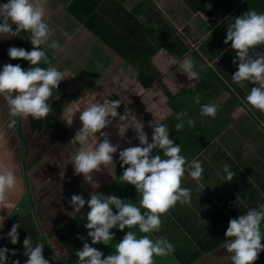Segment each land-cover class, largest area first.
I'll return each mask as SVG.
<instances>
[{
  "label": "crops",
  "instance_id": "obj_1",
  "mask_svg": "<svg viewBox=\"0 0 264 264\" xmlns=\"http://www.w3.org/2000/svg\"><path fill=\"white\" fill-rule=\"evenodd\" d=\"M261 1L58 0L54 6L46 9L44 19L53 32L49 43L52 40L58 41L62 50H53L48 48L47 45H42L41 48L47 52L50 63L58 70L65 72L68 77L60 82L61 90L59 92L58 89L53 90L55 96L51 97L56 102L55 108L57 115L60 117L58 128L61 132V139L48 138L45 147L49 149L42 159L44 163L49 165L45 176L49 178L54 173L52 169L60 161L49 159L52 153L63 158V161L61 158L59 166L62 167L61 171L68 173L69 179L63 183L64 185L58 187V195L62 198L60 194L62 187L63 189H66V187L69 189L67 192L70 197L67 203L72 213L76 212L69 203L73 194L82 195L85 193L83 196L86 194L91 195L93 191H97L99 188H103V191L107 190L106 194H110L108 193L109 189L117 191L112 192V194L120 193V189H125L121 192L130 201L135 196L140 198L138 191L133 192V187L120 179L124 168L127 166L121 167L122 162L119 160V151L130 146H140V142L136 139V133L132 128L125 134L124 139L117 135L118 129L114 126L103 130L110 134L112 143H119L120 148L114 154V160L111 164L102 165L100 171H94L92 178L99 184L98 188L93 189L92 184L85 180L83 174H75L71 161L82 145L71 141L74 139L76 132L82 128V122L79 119L80 112L85 104L97 100L102 102V99H120L122 104L117 111L123 115L126 110L137 118L136 123H143L144 130L148 134L149 143L152 142L153 133L149 121H155L156 115L157 120L168 127L169 136L174 143H181V155L186 157L188 165L194 159L202 162L204 172L199 182L193 180L187 172L182 181V187L191 190L192 199L201 200L202 202L212 201L224 210V204L231 206V195H235L240 199L242 194H248L247 182L243 178H247V181L250 178L254 179L253 186L260 194L264 195V112L253 108L246 100L251 87L257 85L249 81L245 82V87L241 88L232 80L231 76L238 70V61L236 64L233 63L236 50L232 49L231 42L224 43L228 24L234 23L236 16L248 11L249 4L254 3L257 5ZM7 2L8 0H0V4ZM209 4H211V8L208 7ZM195 6L197 7L196 10L194 9ZM198 18L201 19L199 26L195 23ZM86 21L89 22L88 26H86ZM219 21H221V24L218 27L221 28L216 31L218 32L216 44L219 45H216V48L206 46L205 38L218 25ZM13 28L15 30L16 25H13ZM23 34V38L15 36L16 47H19L18 44L21 39L30 42L29 34L27 32ZM164 38H166V44L161 47L158 46ZM32 48L33 45H28L26 50L31 51ZM210 48L215 49L220 54L212 56ZM257 51L264 52V46L259 47ZM186 57H190L194 61L195 67L198 69L197 72L201 77L215 78L213 85L220 82L227 92L233 96V104L232 99H228L222 92L217 93L213 98L214 100H210L212 98L205 100L207 103H195L194 98L197 96L195 82L201 78L190 81L185 73L180 72V64ZM21 59L18 58L16 64L21 65L23 61ZM201 65H204L203 69H201ZM208 65H211V67ZM39 66L46 68L48 65L41 62ZM225 76H230V81ZM78 99H83L85 102L73 109L72 113L63 111V101H76ZM200 100L204 101L203 98ZM140 103L141 105H139ZM171 103L174 105H171ZM204 104H216L222 105V107L219 106L216 117L212 118L200 114L201 106ZM181 110L188 113V116L183 118L184 128L195 131L196 138H199L196 120L195 126L190 127L187 124V119L189 117L195 119L198 116L207 117L201 121L204 124L203 129L207 131L203 132V138H206V141L201 146L195 145V148L193 147L190 151L184 149L185 144L182 138L184 128L179 132L175 129V125L180 122L176 120L175 114ZM66 115L71 117L68 118ZM72 118L73 123L69 126L67 119ZM116 123H119L118 118L113 121L114 125ZM14 127L16 128V124L10 127L9 130L4 127L3 130L8 132L10 139L7 140L4 136L5 140L1 139L0 142V161L8 166L6 155L9 154L12 148L18 147L21 143L14 136L16 132ZM98 140H103L99 133L96 140H89V144H94ZM128 140H131L130 144ZM216 145L221 146L228 153L226 160L225 157H218L214 153ZM232 146L236 148V152L230 150ZM83 147H87V145ZM4 149H7L6 154H2ZM39 153L37 152V154ZM152 154H161L164 158L159 149H154ZM251 159L256 160L258 163L251 167V171H248L247 167L252 164ZM222 160H225V162L232 160L228 163L231 170L233 169L231 163L238 166L237 179L235 178L237 184H233L235 180H225L224 166L220 170L217 167ZM12 163L16 164L14 160H12ZM12 168L14 171L15 166L12 165ZM35 171L37 169H34L29 178L25 175L22 177L14 171L18 178V191L11 197L10 216L7 208L0 210V215L6 218L3 227L0 228V237H2L0 238V249L7 247L10 250L7 253L9 264H14L13 258L24 259L20 261V264L23 261L26 262L27 257L24 255L23 241L27 236L31 237L32 243L36 241L33 234H28L22 229L23 219L29 220L31 225H35L31 218L32 214L25 216L28 211L34 213V210H32L33 205L29 204L31 192L29 184H33L39 178ZM252 173L255 177L251 175ZM242 174L245 177L242 178ZM24 195H28L26 200H28L27 203L31 208H24L26 203L21 202V197H24ZM255 202H260L259 205L264 204L261 196H257ZM135 204L139 207V203ZM21 205H23V212H21ZM18 209L21 213L18 212ZM162 221L164 220L162 219ZM15 223H19L21 226L18 228L19 242L12 244L7 233L11 231L12 225ZM164 225L161 227L169 226L165 222ZM136 227L138 228V226ZM136 227L130 230L137 235V238H140L142 235L139 234ZM127 231L129 229L126 230V233ZM144 235H149L153 240L161 237L155 233ZM37 244L40 243L36 242L35 246ZM12 249L16 250L15 255H12ZM221 251H226L228 254L227 249L223 246L209 253L207 258L228 260L231 255L222 254ZM52 258L54 257L52 256ZM54 260L56 259L54 258ZM52 264L63 263L56 260Z\"/></svg>",
  "mask_w": 264,
  "mask_h": 264
},
{
  "label": "clouds",
  "instance_id": "obj_2",
  "mask_svg": "<svg viewBox=\"0 0 264 264\" xmlns=\"http://www.w3.org/2000/svg\"><path fill=\"white\" fill-rule=\"evenodd\" d=\"M208 7L211 8V4ZM45 15L42 0H8L7 3L0 4V19L3 21L0 23V36H21V33L27 32L33 45L31 51L22 47L8 49L10 58H22L30 62L31 66L27 70L19 64L8 63L0 71V97H3L7 104L9 127L15 125L16 118L26 119L29 116L37 120L46 118L53 110L48 102L53 90L58 89L60 82L68 77L65 72L50 63L47 52L41 48L42 45H47L53 50H62L58 41L52 40L49 43L53 32L44 19ZM13 25H16L15 30ZM229 42L232 49L236 50L233 63L236 64L238 61V70L231 76L232 80L241 88L249 81L257 85L251 87L246 100L253 108L264 112V52L257 51L259 47L264 46V14H259L253 9L237 16L234 23L227 26L224 43ZM41 62L48 66L40 67ZM200 67L203 69L204 65ZM194 68L195 63L190 57H186L180 64V72L185 73L190 81L200 78L199 72ZM194 100L195 103H200L198 94ZM121 104L120 99H102V102L97 100L83 106L79 116L82 128L71 141L78 142L82 147L76 152L71 163L76 175L83 174L93 189L98 188L99 184L92 178L94 171H100L102 165L111 164L114 154L120 148L119 143H112L110 134L103 130L114 126L118 129L117 135L124 139L125 134L132 128L140 146H130L119 151L121 167L127 166L120 179L135 186L140 196L139 207L132 201L122 200L114 194L105 195L93 191L87 200L83 195L73 194L69 203L75 211L80 212L85 204L90 208V211H87L85 227L89 230L87 235L91 237V244L85 237H78L85 241L83 247L75 253L79 264H155V257H167L172 254L175 251L174 246L166 237L153 240L149 235H144L137 238L130 229L138 226L140 232L145 234L159 232L163 215L177 203L191 204V190L182 187L185 173L187 172L197 182L203 176L202 162L194 159L188 165L186 157L181 155L180 144L174 143L169 136L168 127L160 123L156 115L155 121H149V126L153 129L152 142L149 143L143 123H136L137 118L126 110L123 115L117 111ZM218 108L219 105L216 104H204L201 106L200 114L215 118ZM175 116L176 120L180 121L175 125L179 132L184 128L183 118L187 117L188 113L181 110ZM117 118L119 123L114 125L113 121ZM67 123L71 126L73 118L67 119ZM187 124L194 127L195 120L189 117ZM98 133L103 140L89 144L90 139L96 140ZM128 143L130 144L131 140H128ZM84 145L87 147H83ZM154 149H159L164 158L161 154L153 155ZM223 171L226 173V181H232L236 175L227 164L224 165ZM17 191L18 178L15 172L0 161V210L7 208L9 216L12 207L11 197ZM113 206L117 212L113 211ZM141 209L145 211L142 212ZM5 219L0 215V228L3 227ZM262 221L264 204L230 219L225 232V237L229 239L225 240L224 248L228 253H232L233 264H255L258 260L259 253L264 251ZM20 227L19 223H15L7 233L12 244L19 242ZM114 227L121 231L128 228L129 231L115 245L114 253L104 257V253L92 245L99 243L110 245V241L115 237V233L110 230ZM23 245L24 255L28 257L25 264H50L43 255L45 244L33 246L31 237L27 236ZM9 251L7 247L0 249V264H6ZM11 252L12 255L16 254L15 249ZM14 264H20V261L16 260Z\"/></svg>",
  "mask_w": 264,
  "mask_h": 264
},
{
  "label": "trees",
  "instance_id": "obj_3",
  "mask_svg": "<svg viewBox=\"0 0 264 264\" xmlns=\"http://www.w3.org/2000/svg\"><path fill=\"white\" fill-rule=\"evenodd\" d=\"M249 5V10L254 9L257 11V13L264 14V0H262L260 4L258 3L256 5L251 3ZM194 9L196 10L197 7L195 6ZM88 23L89 22L86 21V26H88ZM220 24L221 21L218 22V25L214 27L213 30L210 31L209 35L205 38V42H207L205 44L206 46H213L216 48V45H219L216 44L218 41V32L216 31L221 28L218 27ZM23 35L24 34L22 33V38ZM165 40L166 38H164V40L162 39L160 45L158 46H164L166 44ZM14 42L15 41L12 40L11 43H8L6 45L7 48L9 49L10 47H16V42ZM28 45L29 44L26 39H21L20 43L18 44L19 47L24 49H27ZM210 54L212 56H217L220 53L215 51V49L210 48ZM22 60L23 59H21V61ZM30 66V63L27 60L21 62V67L25 70H27ZM194 70L198 71L196 67ZM199 77L201 78L200 74ZM225 77L230 81V76ZM207 91L209 94L212 92L217 95V93L221 92V89L214 85L212 90L209 88ZM197 94L199 95L200 99L204 97L202 93L197 92ZM0 99L2 98L0 97ZM48 102L52 106L53 110L46 118L40 120L34 119L31 116L26 119L17 118L15 124L17 126L19 124L18 120L21 119L22 134H18L17 131L14 133V136H16L21 141L18 147H14V161L18 162L19 158L22 157L21 155L24 153V138H26L27 144L30 147L33 146L35 148L44 147L48 138L56 137L57 139H61V132L58 128L60 117L57 115V110L55 108L56 102L52 98H50ZM200 103H207V101L200 100ZM171 105L174 104L171 103ZM219 106L222 107V105ZM5 117L7 118V115H5ZM203 118L207 117L198 116L194 119L197 123L199 138H196V132L190 128H184L182 130L183 143L185 144L184 149L190 151L193 147L195 148V145L201 146L206 141V138H203V132H207L205 129H203L204 124L201 122ZM9 124L10 119L6 122V126ZM237 145L239 144L237 143ZM231 149L232 151L236 152V148H234V146L230 147V150ZM214 153L218 157H225V160L228 157V153L225 152L219 145L215 146ZM38 157L39 158L35 159V161H37L36 164L33 163L31 169L32 172H34V169H37L35 172L39 178L33 184H29L31 188L29 204H31V206L33 205L32 210H34V213L32 211H28L25 214V216L32 214L31 218L35 225H31L29 220L23 219L24 221L22 222V229L24 232H28V234H33L36 238V241L40 242L43 240L42 242H45L47 245V251L56 260H60L63 264H79L78 257L75 255V253L77 250L83 247V243L85 241L79 239L78 237H85L87 242L91 244V237H88L87 235L89 230L85 227L87 223V211H90V208L87 204H85L84 208L80 212L76 211L72 213L68 203L58 195V187L64 185L63 183L69 179L68 173H64L58 167H54V169H52L54 173L50 175L51 177L46 178V169L49 167V165L43 162V155ZM225 160L219 162L218 166L216 165L219 170L222 168V166L225 164L228 165V163L232 161L229 160V162H225ZM251 162L252 164L247 167L248 171H251V167H253L254 164L257 165L258 163L254 159H251ZM231 165L233 168L232 171L236 174V172L239 171L238 166L235 163H231ZM251 175L255 177L254 173ZM235 176L233 178V180H235L233 184L238 183L236 181L237 175ZM241 177L243 178L245 176L242 174ZM243 179L245 182H247L246 187L248 188V194H242L240 199L235 195H231V206L224 204V210L220 209L212 201L207 200L202 202L201 200L192 199L190 205H182L178 203L177 206L170 209L166 215H163L161 217V219L164 220L162 226H165L164 222L169 226L161 227L160 231L155 232V234L157 236L159 235L161 237H166L169 242L173 244L175 251L167 257H155V264H233L231 260L232 253L227 254L226 251H221L222 254H226L228 256L231 255L228 260L224 261L218 260L216 258H207V255L214 252L216 248L223 247L225 240L229 239L225 237V232L229 225L230 219L237 218L240 214H246L247 211L252 208H258L260 202H255V198L257 196H261L264 201V195L260 194L259 191H257L253 186L254 179L252 180V178H250L248 181L247 178ZM128 185L133 187V192H137V189L134 185L129 183ZM102 189L99 188L96 192L104 193L105 195H112V192H117L114 189H109L108 193L110 194H106L107 190L103 191L104 189ZM121 191H125V189H120V193L113 194L122 200L127 201L128 199L125 198V194ZM27 196L28 195H24V197L28 199ZM83 197L87 200L90 198V195L86 194ZM139 199L140 198L135 196L133 197L132 201L134 203H139ZM27 201L28 200L25 199L21 200V202L26 203L24 208L28 209L29 207L31 208V206L28 205ZM20 208L21 212H23V205H21ZM113 211L117 212L118 210L113 206ZM141 211L143 212L145 210L141 209ZM18 212L21 213L19 209ZM127 229L128 228H125L123 231H121L118 227H114L110 230L111 232L115 233V237L112 241H110V245L99 243L92 246L102 251L104 253V257H107L108 255L114 253L115 245L119 243V240H121L124 235H126ZM137 229L139 234L144 236L145 233L140 232L139 227ZM261 232H264V221L261 222ZM262 243H264V240H262ZM255 264H264V251L259 253V258L257 261H255Z\"/></svg>",
  "mask_w": 264,
  "mask_h": 264
},
{
  "label": "rangeland",
  "instance_id": "obj_4",
  "mask_svg": "<svg viewBox=\"0 0 264 264\" xmlns=\"http://www.w3.org/2000/svg\"><path fill=\"white\" fill-rule=\"evenodd\" d=\"M42 1H44V0H42ZM47 2H43L44 3V7H45V10L47 9V8H49V7H52V6H54L55 5V2L56 1H58V0H46ZM1 21H2V19H0V23H1ZM198 26L200 25V23H201V19L200 18H198L197 20H196V22H195ZM13 27V26H12ZM13 30H14V28H13ZM21 35H22V33H21ZM20 38H22L21 36H20ZM15 41V36H13V37H3V36H0V71H2L3 70V66L5 65V64H8V63H11V64H13V65H15L16 64V59H12V58H10L9 56H8V48H7V44L8 43H11V41ZM15 43V42H14ZM169 43V42H168ZM28 44H29V46H31L32 44H31V42H28ZM210 59V58H209ZM23 61H26L25 59H23ZM215 81V78H212V79H209V77H201V79L199 80V81H196L195 82V87L197 88V89H195L196 90V92H199V93H202V95L204 96L203 97V99L204 100H207V99H210V98H212V99H210V100H214L213 98L215 97V93H212L211 92V94H209L208 93V89L210 88L211 90H212V88H213V82ZM219 83V84H218ZM215 86L216 87H218V88H220L221 89V92L223 93V95H225L228 99H232V104H233V96H231V94L229 93V92H227V90L223 87V85L220 83V82H218ZM61 85H59V88H58V92L61 90ZM55 90V89H54ZM205 92V93H204ZM53 97L55 96V93H54V91H53V95H52ZM56 96H57V94H56ZM211 96V97H210ZM2 99H0V142H1V139L2 140H5V139H7V140H9L10 139V137H9V135H8V132H4V127L7 129V130H9V125H7L6 126V122L9 120V114H8V108H7V104H6V101L4 100V98L3 97H1ZM4 101V102H3ZM85 102V100H83V99H78V100H76V101H70V100H65V101H63V105H62V109H63V111L64 112H66V113H72V110L73 109H75V108H77V107H79L82 103H84ZM139 105H141V103L139 104ZM140 107V106H139ZM5 115H7V118L5 117ZM67 116V115H66ZM68 118H70L71 116H67ZM16 121H17V118H16ZM18 128H17V126H16V131L18 132V134H19V128L21 127V133H22V124H21V119H19L18 120ZM4 126V127H3ZM15 126V125H14ZM14 128H13V130H14ZM6 131V130H5ZM5 136V139L3 138ZM25 139V146H24V148H23V150H24V153L21 155L22 157H20L19 158V161L18 162H16L15 161V163L16 164H14V163H12V160H13V158L15 157L14 155H13V152H14V148H12V150L11 151H9V154L8 155H6V161L8 162V164H9V167H11L12 168V165H13V167L15 166V168H14V171L17 173V174H19V175H22V177H24V175L26 176V177H31V173H32V169H31V167L33 166L32 164L33 163H35L36 164V162L37 161H35V159L36 158H39L38 156H46L45 154V152H47V150L49 149L48 147H33V146H29L28 147V144H27V140H26V138H24ZM5 142V141H4ZM7 144V143H6ZM2 146H4V144H2ZM0 151H1V147H0ZM37 152H40L39 154H37ZM6 154L7 153V149H4L3 150V153L2 154ZM13 155V156H12ZM37 155V156H36ZM35 156V157H34ZM61 156H59V155H56L55 153H52V155L50 156V158L49 159H52V160H60L61 161ZM35 161V162H34ZM59 161V162H60ZM62 161H63V158H62ZM59 162H57L56 164H58V165H56V166H54V167H58L60 170L62 169V167L61 166H59ZM53 165H55V164H53ZM30 167V168H29ZM13 169V168H12ZM28 175V176H27ZM55 179H57V178H55ZM61 189H62V191H61ZM60 189V194H61V197L62 198H64L65 199V201L67 202L68 200H69V197H70V194L67 192V191H69V189L66 187V189H63V187ZM62 192V193H61ZM22 199H25L26 200V197H21V200ZM42 230V229H41ZM262 234H264V232H262ZM43 240H41L40 242L39 241H34L33 242V246H35V244H36V242H38V243H43V244H45V242H42ZM48 253V251H47V245L45 244V246H44V251H43V255H44V257L46 258V259H48L49 260V262H50V264H52L54 261H56V260H54V258H52V256L49 254H47ZM27 259H28V257H27ZM13 261H16V260H19V261H21V260H24V259H18V258H13L12 259ZM6 264H9V262H7ZM22 264H25V261H23L22 262Z\"/></svg>",
  "mask_w": 264,
  "mask_h": 264
},
{
  "label": "water",
  "instance_id": "obj_5",
  "mask_svg": "<svg viewBox=\"0 0 264 264\" xmlns=\"http://www.w3.org/2000/svg\"><path fill=\"white\" fill-rule=\"evenodd\" d=\"M19 134H21V127L19 128Z\"/></svg>",
  "mask_w": 264,
  "mask_h": 264
}]
</instances>
